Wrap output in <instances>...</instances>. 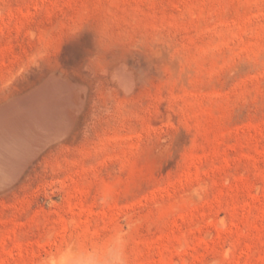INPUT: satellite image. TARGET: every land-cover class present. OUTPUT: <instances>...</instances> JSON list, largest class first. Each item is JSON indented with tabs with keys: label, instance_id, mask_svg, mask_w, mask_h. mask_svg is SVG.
<instances>
[{
	"label": "rangeland",
	"instance_id": "obj_1",
	"mask_svg": "<svg viewBox=\"0 0 264 264\" xmlns=\"http://www.w3.org/2000/svg\"><path fill=\"white\" fill-rule=\"evenodd\" d=\"M33 59L134 84L0 189V264H264V0H0V98Z\"/></svg>",
	"mask_w": 264,
	"mask_h": 264
},
{
	"label": "bare ground",
	"instance_id": "obj_2",
	"mask_svg": "<svg viewBox=\"0 0 264 264\" xmlns=\"http://www.w3.org/2000/svg\"><path fill=\"white\" fill-rule=\"evenodd\" d=\"M121 63L110 72L105 68L107 76L94 77L83 59L50 68L33 59L5 82L9 89L0 98V189L28 173L54 145L86 129L94 104L91 92L99 84L131 90L134 77ZM132 69L138 71L136 65Z\"/></svg>",
	"mask_w": 264,
	"mask_h": 264
}]
</instances>
